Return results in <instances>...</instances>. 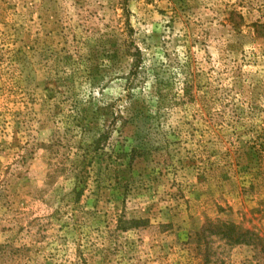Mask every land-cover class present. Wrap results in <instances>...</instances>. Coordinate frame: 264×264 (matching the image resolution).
I'll list each match as a JSON object with an SVG mask.
<instances>
[{"label":"rangeland","instance_id":"obj_1","mask_svg":"<svg viewBox=\"0 0 264 264\" xmlns=\"http://www.w3.org/2000/svg\"><path fill=\"white\" fill-rule=\"evenodd\" d=\"M0 264H264V0H0Z\"/></svg>","mask_w":264,"mask_h":264},{"label":"trees","instance_id":"obj_2","mask_svg":"<svg viewBox=\"0 0 264 264\" xmlns=\"http://www.w3.org/2000/svg\"><path fill=\"white\" fill-rule=\"evenodd\" d=\"M130 52V51H129ZM130 54V53H129ZM132 58L134 60V71H135V67L136 65L139 63L140 61V52L139 50L134 47V53H132ZM133 72V70H132ZM214 229H216L217 231H219V229L221 230H225L223 231L222 234H224L225 232H230V233H236L235 235H228L224 238H228V240L233 243H247V237L249 235V233H247L246 231H241L240 229H238V227L233 226L232 224H213L212 222H208L204 225V227H202V229L196 233L195 237L193 238V243L196 246V250L200 249V246L202 244V241L205 240L208 236H212L213 234H217L216 232H214ZM236 231V232H235ZM192 242V241H191Z\"/></svg>","mask_w":264,"mask_h":264}]
</instances>
